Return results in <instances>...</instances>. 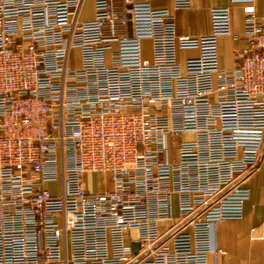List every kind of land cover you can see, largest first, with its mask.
<instances>
[{
  "label": "built area",
  "instance_id": "2783aa9c",
  "mask_svg": "<svg viewBox=\"0 0 264 264\" xmlns=\"http://www.w3.org/2000/svg\"><path fill=\"white\" fill-rule=\"evenodd\" d=\"M229 1L245 44L220 68L226 5L189 36L152 0H92L89 18L84 0H0V264H208L219 252L213 226L241 217L264 143V15ZM177 48L198 54L181 65ZM88 173L110 187L86 188Z\"/></svg>",
  "mask_w": 264,
  "mask_h": 264
},
{
  "label": "crops",
  "instance_id": "0c3cea01",
  "mask_svg": "<svg viewBox=\"0 0 264 264\" xmlns=\"http://www.w3.org/2000/svg\"><path fill=\"white\" fill-rule=\"evenodd\" d=\"M186 7H176L174 0H152L154 6L167 7L175 19L178 35L196 36L210 32V7H229L230 32L217 36V63L220 68L236 64L239 49L245 41L238 36L242 30L243 13L240 2L229 0H188ZM255 14L264 15V0H254ZM93 14L81 18H89ZM144 45L150 47V40ZM196 48H177V60L184 64ZM249 196L239 219L218 221L212 229L213 244L219 252L208 256V264H264V143L259 151L256 169L244 180Z\"/></svg>",
  "mask_w": 264,
  "mask_h": 264
},
{
  "label": "rangeland",
  "instance_id": "374dc122",
  "mask_svg": "<svg viewBox=\"0 0 264 264\" xmlns=\"http://www.w3.org/2000/svg\"><path fill=\"white\" fill-rule=\"evenodd\" d=\"M92 6H93L92 0H84L83 5L81 7V11H80V17L90 15L92 13ZM144 47H145L144 55L146 57H149L150 50L146 45H144ZM69 63L75 66L79 64V51L77 48L71 51ZM176 147H177V144L175 142L171 148L172 158H174ZM83 181H84L86 188L93 190V191H98V190L110 187V182L108 181V176L106 174L88 173L84 175Z\"/></svg>",
  "mask_w": 264,
  "mask_h": 264
},
{
  "label": "water",
  "instance_id": "95a60500",
  "mask_svg": "<svg viewBox=\"0 0 264 264\" xmlns=\"http://www.w3.org/2000/svg\"><path fill=\"white\" fill-rule=\"evenodd\" d=\"M133 248H134V250L136 251L137 250V248H138V244L137 243H135V242H133Z\"/></svg>",
  "mask_w": 264,
  "mask_h": 264
}]
</instances>
